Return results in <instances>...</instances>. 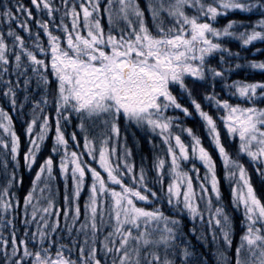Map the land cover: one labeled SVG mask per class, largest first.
I'll list each match as a JSON object with an SVG mask.
<instances>
[{"label": "snow or ice", "instance_id": "6c2138e0", "mask_svg": "<svg viewBox=\"0 0 264 264\" xmlns=\"http://www.w3.org/2000/svg\"><path fill=\"white\" fill-rule=\"evenodd\" d=\"M197 245L264 264V0H0V264Z\"/></svg>", "mask_w": 264, "mask_h": 264}, {"label": "trees", "instance_id": "16d2710c", "mask_svg": "<svg viewBox=\"0 0 264 264\" xmlns=\"http://www.w3.org/2000/svg\"><path fill=\"white\" fill-rule=\"evenodd\" d=\"M257 46H260V45L257 44ZM233 47L235 48L236 45L234 44ZM257 58H260V57H257ZM254 78H255V79H260L261 77H260L259 75H257V76L254 77ZM188 123H189L190 126H195V122H193V121H189ZM200 132H201V134L203 135V130H202V129H200ZM205 143H207L206 140H205ZM22 147H23V144H22ZM143 148H144L145 153H148V148H147V146L144 145ZM148 154L150 155V153H148ZM222 192H223L224 197H225V203H228V201H229V199H230V194H229V192H228L227 185L224 184L223 182H222ZM237 233L239 234V228L237 229ZM237 238H238V235H237ZM193 242L195 243V241H193ZM197 247L199 248V250H200L201 252H206V253L209 255V258H210V264H212V261H211V251H212V249H211V247H209L208 249H204V248L200 247L199 245H197Z\"/></svg>", "mask_w": 264, "mask_h": 264}]
</instances>
